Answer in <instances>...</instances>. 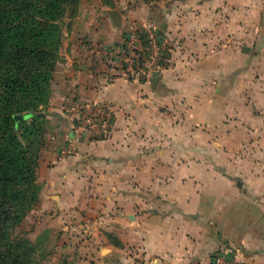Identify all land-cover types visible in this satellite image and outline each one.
<instances>
[{
    "label": "crops",
    "instance_id": "1",
    "mask_svg": "<svg viewBox=\"0 0 264 264\" xmlns=\"http://www.w3.org/2000/svg\"><path fill=\"white\" fill-rule=\"evenodd\" d=\"M113 4L80 0L62 30L36 231L92 234L76 264H211L224 249L264 264V0ZM142 24L171 41L170 63L130 76L117 55ZM94 102L114 112L105 138L76 119Z\"/></svg>",
    "mask_w": 264,
    "mask_h": 264
},
{
    "label": "trees",
    "instance_id": "2",
    "mask_svg": "<svg viewBox=\"0 0 264 264\" xmlns=\"http://www.w3.org/2000/svg\"><path fill=\"white\" fill-rule=\"evenodd\" d=\"M80 0H0V264H44L14 232L37 204L38 161L63 19Z\"/></svg>",
    "mask_w": 264,
    "mask_h": 264
},
{
    "label": "rangeland",
    "instance_id": "3",
    "mask_svg": "<svg viewBox=\"0 0 264 264\" xmlns=\"http://www.w3.org/2000/svg\"><path fill=\"white\" fill-rule=\"evenodd\" d=\"M102 1L106 4L114 5L113 1L116 0H102ZM67 16H68L67 19L66 18L63 19L62 30L63 28L66 27V25L70 24L72 21L71 20L72 17H69V15ZM143 25L144 24L138 27V31H140L141 33H143V27H144ZM127 35L125 36L124 47L121 51L128 50L127 41H126ZM170 42L171 41L168 40V38L166 39L164 37L161 39H156L155 46H153V43H151V41L147 39L145 35L141 34L140 39L137 40V43H134L135 44L134 47L135 49L144 51L145 54H148L150 52L154 53L155 55L153 58L154 63L150 64L149 65L150 67L148 68V70H150L158 67H164L170 63V57H169L170 46H171ZM152 47L158 48V50L155 49L153 50ZM120 52H118L117 55V60H118L117 62L119 63L121 68L122 62L119 60ZM145 71H147V68L145 69ZM47 106L48 104L45 107H43V110L46 113H47ZM46 143L47 140L44 132L43 145L40 150L39 160L41 158L42 151L46 146ZM38 166H39V161H38ZM39 204H40V196L37 204L32 207V209L24 218V220L18 225V227L15 229L14 234L19 238H28L30 241H32L37 247V257L44 264H76V262L80 258L89 256L90 253L89 246L84 248V243H85L84 241H90V238L92 239V234H89L88 232H83V231L81 232L79 228L70 227L68 229V234L65 235V237L63 238L64 239L63 241L66 240L64 245H69V244L70 245L68 247H64L62 243L58 244L56 241H54V238L56 237L57 233L42 235L41 232L39 233L38 231H36V228L39 227L40 223H42V221L45 222L46 220H48L49 219L48 216L51 214L47 209L41 210L39 208ZM76 219H78L77 216H72L70 219L71 220L70 224L73 223V221ZM60 234L62 235V231L60 232Z\"/></svg>",
    "mask_w": 264,
    "mask_h": 264
},
{
    "label": "built area",
    "instance_id": "4",
    "mask_svg": "<svg viewBox=\"0 0 264 264\" xmlns=\"http://www.w3.org/2000/svg\"><path fill=\"white\" fill-rule=\"evenodd\" d=\"M143 33L138 31V28L132 30L126 37L127 49L120 52V61L122 62L121 68L125 74L130 76H137L142 74L149 65L154 63V53L150 52L145 54L144 51L135 49L137 40L140 39L141 34L145 35L147 39L155 46L156 39L166 38V35L158 31L155 27L148 24L143 25ZM164 36V37H163ZM130 46V47H128ZM153 50L158 48L152 47ZM143 52V53H142ZM86 105L79 109L76 117L78 120L79 128L88 130L98 137L105 138L112 130L114 124V112L109 105L103 102H94L90 110L84 112ZM211 264H243L239 258L238 250L224 249L223 251L216 252L212 256Z\"/></svg>",
    "mask_w": 264,
    "mask_h": 264
},
{
    "label": "water",
    "instance_id": "5",
    "mask_svg": "<svg viewBox=\"0 0 264 264\" xmlns=\"http://www.w3.org/2000/svg\"><path fill=\"white\" fill-rule=\"evenodd\" d=\"M114 13H115V14H114V17H116L115 15H117V17H118V13H117L116 11H115Z\"/></svg>",
    "mask_w": 264,
    "mask_h": 264
}]
</instances>
